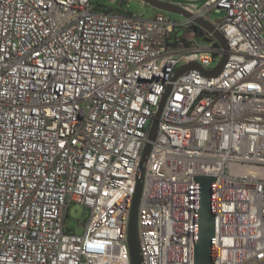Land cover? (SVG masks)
<instances>
[{
    "label": "built area",
    "instance_id": "1",
    "mask_svg": "<svg viewBox=\"0 0 264 264\" xmlns=\"http://www.w3.org/2000/svg\"><path fill=\"white\" fill-rule=\"evenodd\" d=\"M186 9L227 41L218 76L173 81L224 52L173 37L192 20L0 0V264H131L136 177L169 87L139 209L143 264H196L203 176L217 180L214 264H264V0ZM73 204L89 213L83 234Z\"/></svg>",
    "mask_w": 264,
    "mask_h": 264
},
{
    "label": "water",
    "instance_id": "2",
    "mask_svg": "<svg viewBox=\"0 0 264 264\" xmlns=\"http://www.w3.org/2000/svg\"><path fill=\"white\" fill-rule=\"evenodd\" d=\"M145 5H148L155 10L165 13L178 14L185 18V20H192L193 24L188 28L192 31L196 39H202L203 42L212 44L217 49H223L220 62L212 70L208 71L198 65H188L179 69L173 78V81L180 78V76L188 70L198 69L203 74L209 77L218 76L224 68L228 59V44L223 35L216 29V27L200 18L195 17L194 13L186 9L185 6L173 3L168 0H141ZM205 33L208 35L205 36ZM219 54H215L214 58H219ZM171 87H169L163 96L158 112L152 120L149 134V141L144 149L140 168L136 177V192L132 201L129 226H128V246L130 250L131 264H143L141 255L140 238H139V209L144 189L145 170L149 154L152 149L151 142L155 140L159 119L163 108L166 105L168 95ZM216 178L203 176L196 178V192H197V231H196V264H214V242H215V187Z\"/></svg>",
    "mask_w": 264,
    "mask_h": 264
},
{
    "label": "rangeland",
    "instance_id": "3",
    "mask_svg": "<svg viewBox=\"0 0 264 264\" xmlns=\"http://www.w3.org/2000/svg\"><path fill=\"white\" fill-rule=\"evenodd\" d=\"M95 5L98 4L104 5L106 7H112L115 5L119 0H92ZM202 6H204L203 3H201ZM126 9L129 12L135 13L136 15H144L145 17H151L153 14L158 12V10H155L154 8L145 5L141 0H132L128 3H126ZM172 21L184 23L185 18L178 14H171L166 13ZM221 18V14L219 13H211L209 16V19L211 22H216ZM181 34L185 36H189V39L194 40L197 42L200 46L207 47L209 46L208 43H205L202 41V39H196L195 35L192 31H189L187 27H184L181 31ZM89 218V213L86 211V209L77 204H73L70 208V217L68 219V225L71 229H74L77 234H83L85 231V224L84 221Z\"/></svg>",
    "mask_w": 264,
    "mask_h": 264
},
{
    "label": "trees",
    "instance_id": "4",
    "mask_svg": "<svg viewBox=\"0 0 264 264\" xmlns=\"http://www.w3.org/2000/svg\"><path fill=\"white\" fill-rule=\"evenodd\" d=\"M126 1L125 0H119L115 5H113L112 7H106L104 5H101V4H98L96 6V9L99 10V11H106V12H117V13H120V14H132V12H129L127 9H126ZM95 4V3H94ZM179 34H181V31L179 30H174L173 32V37H177ZM181 40L183 42H187V40L183 37H181Z\"/></svg>",
    "mask_w": 264,
    "mask_h": 264
},
{
    "label": "crops",
    "instance_id": "5",
    "mask_svg": "<svg viewBox=\"0 0 264 264\" xmlns=\"http://www.w3.org/2000/svg\"><path fill=\"white\" fill-rule=\"evenodd\" d=\"M168 1H171V2L176 3V4H180V5H183L185 7L192 8V9H200L203 7L201 3L204 4L208 0H168ZM195 44H198V43L195 42Z\"/></svg>",
    "mask_w": 264,
    "mask_h": 264
},
{
    "label": "flooded vegetation",
    "instance_id": "6",
    "mask_svg": "<svg viewBox=\"0 0 264 264\" xmlns=\"http://www.w3.org/2000/svg\"><path fill=\"white\" fill-rule=\"evenodd\" d=\"M205 36H207L206 33H205Z\"/></svg>",
    "mask_w": 264,
    "mask_h": 264
}]
</instances>
